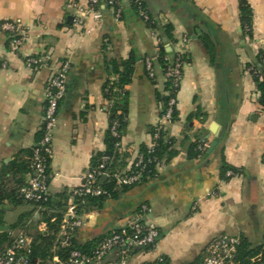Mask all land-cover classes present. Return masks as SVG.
Returning a JSON list of instances; mask_svg holds the SVG:
<instances>
[{
  "label": "crops",
  "instance_id": "1",
  "mask_svg": "<svg viewBox=\"0 0 264 264\" xmlns=\"http://www.w3.org/2000/svg\"><path fill=\"white\" fill-rule=\"evenodd\" d=\"M142 1L156 30L126 2L119 21L103 9L99 21L87 15L80 27L74 21L86 11L88 0H0V25L19 23L26 34L18 55L8 50L0 32V171L24 158L21 152L35 144L45 85L58 64L68 61L66 93L53 132L49 193L56 199L79 186L92 160L105 151L109 118L102 88L115 79L107 61L132 56L134 73L125 87L127 125L118 152L133 158L161 124L170 141L168 154L156 178L83 210L75 242L93 246L146 205L147 221L157 227L160 238L155 250L134 264L159 256L168 264H200L207 245L219 235L262 246L264 111L248 66L264 49V0H246L253 39L241 32L238 0ZM166 27L170 40L164 37ZM160 47L168 62L177 53L186 58L175 98L177 118L170 123L160 119L163 105L158 98L166 94L163 72L157 61L153 80L145 69L146 58L156 57ZM32 57L41 58L45 66L27 65ZM203 144L208 147L194 154L193 146ZM6 208L7 227L31 210L25 205ZM27 224L33 232L31 221Z\"/></svg>",
  "mask_w": 264,
  "mask_h": 264
},
{
  "label": "built area",
  "instance_id": "2",
  "mask_svg": "<svg viewBox=\"0 0 264 264\" xmlns=\"http://www.w3.org/2000/svg\"><path fill=\"white\" fill-rule=\"evenodd\" d=\"M130 1V0H129ZM128 0H88L86 11L75 19L76 25L83 27L84 20L90 15L95 21L102 17V10L111 12L116 21L121 19V5L123 2L129 4ZM138 7V16L143 22L148 21V15L142 8V0H131ZM0 32L6 33L7 48L15 54H20L21 47L25 43L26 34L19 23H3L0 25ZM156 45H161L157 37H153ZM264 50V49H263ZM158 55L153 58H146L145 69L147 77L154 79V63ZM184 55L177 53L171 62H168L163 70L165 82L170 84V88L175 94L179 89L185 62ZM26 64L35 69L45 66L41 58H27ZM264 65V58L262 59ZM70 71L68 61L58 64L57 69L50 75L45 85V109L41 125V137L31 147L32 155L29 157V173L24 185L19 190V196L29 204H43L50 198L49 183L51 174L49 172L50 160L52 156L53 132L57 125L58 107L66 93L67 78ZM252 76L256 72L248 68ZM176 99L172 98L168 102L166 111L161 114V121L172 122L173 109ZM117 123L112 125V134L117 137L115 128ZM163 129L160 124L154 128L151 134L150 144L146 147L147 154L137 151L133 158L126 159L123 167L113 166V158L101 157L95 166L90 167L81 177L79 186L71 189L65 204V211L58 231L54 234L51 248V258L47 264H134L138 258L153 252L160 238L157 227L147 221L150 208L141 205L134 217L127 219L117 230L101 238L93 246L86 250L71 249L75 232L82 227V208L85 207L89 199L101 197L111 198L110 192L104 187L105 184L113 185L114 191H121L124 188H131L142 184L143 181L154 179L163 167V161L154 157L155 148L158 147L159 132ZM121 146V145H120ZM118 144V151L120 150ZM208 146L203 144L197 148L203 151ZM264 161V157H263ZM230 174H228L229 176ZM40 206L37 209V213ZM38 219V218H37ZM38 233L47 234V226L41 222L37 224ZM12 240L0 254V264H40L39 261H31L32 238L27 231L21 230L10 233ZM240 239L233 236L219 235L213 238L207 245L204 257L200 264H234ZM254 263L260 262V257L252 260ZM144 264V263H138ZM147 264H166L164 257H157ZM259 264V263H258Z\"/></svg>",
  "mask_w": 264,
  "mask_h": 264
},
{
  "label": "trees",
  "instance_id": "3",
  "mask_svg": "<svg viewBox=\"0 0 264 264\" xmlns=\"http://www.w3.org/2000/svg\"><path fill=\"white\" fill-rule=\"evenodd\" d=\"M129 1V0H128ZM104 0H100V3H103ZM239 2V23L243 36H247L249 39H253V21H252V10L249 3L246 0H238ZM122 6V5H121ZM128 6L134 10V12L138 15V7L130 0ZM142 8L146 11L144 3L142 4ZM147 13V11H146ZM122 15V14H121ZM148 15V21L144 22L148 28L151 30H156L157 26L154 19ZM142 20V19H141ZM5 36L8 35L5 33ZM164 37L167 40L171 39V35L169 34V27H166L164 32ZM7 45V42H6ZM206 45V49L211 55L212 60V50ZM264 58V50L261 49L255 59V62L248 66V68H252V71L256 72L251 77L253 82L255 83V87L257 92L259 93V104L264 111V65L262 64V59ZM184 62L186 63L185 56L183 57ZM134 59L130 56L126 61L117 62L114 60L107 61V65L109 68L110 75L115 76V79H108L103 85L102 92L105 101L108 103L107 113L109 118V126L105 133L104 137V145L105 151L99 155H97L91 162V167L95 166L98 160L103 156H108L113 158V166L123 167L126 164L127 155L120 154L118 152V144L120 146L121 138L125 133L126 125H127V114H128V104H127V93L125 91V87L129 85L132 81L133 73H134ZM157 63L160 66L162 72L165 69L168 60L166 59V53L163 47L159 49V55L157 59ZM165 95L159 96V101L162 103V113L163 114L166 109L168 102L172 98H176V94L173 89L170 88V84L168 82L165 83ZM59 108V107H58ZM177 118V111L174 107L172 114V121H175ZM117 123V127L115 131L117 133V137H114L112 134V125L113 123ZM154 133V129L151 130V134ZM41 137V131L39 132V136L37 137L36 142ZM170 147V141L165 138L164 130L161 129L159 132V140L158 147L155 148L154 157H156L159 161H163L168 154V149ZM139 152L143 154H147V149L145 146H141ZM193 153H200L197 151V145L193 146ZM32 155V149L25 150L21 152V156L24 158H20L15 163H13L8 168H3L0 171V254L4 251L5 247L11 242L12 237L10 233L17 232L21 230H25L32 238V253L30 256V260L39 261L40 264H47V261L51 258V248L54 240V234L58 231V227L60 222L62 221L63 214L65 211V204L68 198V194L64 193L53 199L51 196L46 203L43 204H29L23 201V199L19 196V190L25 183V177L29 173V162L28 159ZM228 170H224L223 174ZM50 172V170H49ZM104 187L106 190L110 192L109 199L101 197L98 199H89L87 204L81 210H85L88 207L92 206H101L104 201L112 200L116 197L119 191L113 190V185L105 184ZM132 188V187H131ZM129 189V188H124ZM12 206H21L25 205L31 208V210L22 215L16 224L12 226H6L4 221V216L6 212V207ZM40 206V210L37 213V209ZM39 215L38 219H35V214ZM30 220L32 225L31 229L33 232H29L30 227L28 228L27 221ZM45 223L47 226V234L38 233L36 230L38 223ZM78 250H86L85 247L78 245L75 240L72 241V248ZM260 257L259 264H264V245L259 247H251L247 244L246 241L240 240V245L237 249V255L235 258L234 264H258L252 262L256 257ZM166 264H168L165 259Z\"/></svg>",
  "mask_w": 264,
  "mask_h": 264
},
{
  "label": "water",
  "instance_id": "4",
  "mask_svg": "<svg viewBox=\"0 0 264 264\" xmlns=\"http://www.w3.org/2000/svg\"><path fill=\"white\" fill-rule=\"evenodd\" d=\"M72 18H70V20H71ZM216 145V143H214L212 146H211V148L209 149V151H211L213 148H214V146Z\"/></svg>",
  "mask_w": 264,
  "mask_h": 264
}]
</instances>
